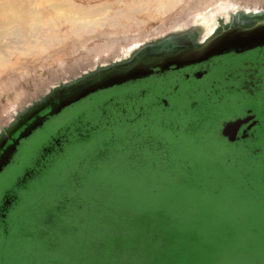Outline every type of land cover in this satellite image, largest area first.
I'll use <instances>...</instances> for the list:
<instances>
[{
    "label": "rangeland",
    "instance_id": "374dc122",
    "mask_svg": "<svg viewBox=\"0 0 264 264\" xmlns=\"http://www.w3.org/2000/svg\"><path fill=\"white\" fill-rule=\"evenodd\" d=\"M69 1L82 7H113L95 16L94 22L111 16L115 10H124L125 4L131 3V0H122L118 5L115 4L117 0ZM200 1L162 0L164 8L158 9L154 0H144L134 5L139 12L127 14L133 18L131 22L123 19L118 25L102 27L97 23L93 25V32L85 34L84 31L90 29L87 28L80 36L72 35V25L64 24L60 28L61 33L67 35L66 39L52 45L47 52L10 56L12 62L0 69L3 77L0 82V130L19 105L46 91L67 74L90 65L93 58L94 62L98 61V54H106L110 47L123 46L128 41L142 44L158 38L176 25L190 23L197 14H204L214 6L204 10L198 6ZM215 1L210 0V4ZM231 1L264 4V0ZM142 5L145 7L141 8ZM59 15L52 14L50 19ZM11 66H17L16 71L6 74ZM249 73L258 74L260 83L248 92L237 91L244 75ZM212 82H219L216 83L218 87L212 86ZM178 83L176 74L169 73L161 79L150 78L135 85L99 92L65 109L31 136L16 165L0 175V185L7 189L9 200L15 199L10 190L11 182L21 176L23 167L34 162L33 154L42 149L49 135L59 130L55 136L59 141L74 131L86 135L89 124H100L98 128L93 127L95 132L83 142L71 140L65 145L63 153L20 194V202L11 212L8 236L0 230V264H145L158 251L172 253L177 248L181 254L179 264L264 262V139L240 146L231 145L219 136L221 122L231 119L227 106L238 105L233 115L237 116L241 110H257L264 105V50L251 51L219 65L201 86ZM173 86H177L174 92L171 91ZM189 88L198 93L189 95ZM142 90L151 92L145 101L155 105V112L143 120L123 123L110 117L109 125L104 126L105 120L100 119L99 112H94L99 102ZM115 101L121 102L122 107L126 104ZM161 101H167L169 108H160L157 104ZM143 104L144 101L129 102L124 109ZM101 111L107 116L110 109L102 107ZM126 111L133 114L132 110ZM253 149L260 150L259 161L251 156ZM104 151L109 152L108 156L99 157ZM161 153L169 154L171 159L176 157L175 166L189 162L215 171L214 181L208 179L206 188L191 198L202 204H191L181 214L173 207L166 211L177 228L185 229L187 237L180 239L179 245L173 240L168 245L158 246L150 242L137 243L135 239L141 233L130 231L120 216L109 213L113 204L122 202H133L130 207L134 217L154 218L151 207L170 209V206L165 208L159 198L149 201L150 197L166 194L161 188L164 183L175 182L163 172L166 161H161ZM42 160L39 159V164ZM74 175H77V182ZM214 182L221 187L217 194H213ZM73 185L78 188L71 189ZM62 194L87 202L88 208L83 214L86 220L77 235L58 236L60 249L51 252L41 240L44 237L39 233L40 224L50 203ZM96 201L103 203V210H96ZM147 201L151 204L146 207ZM119 214L124 216L125 213ZM65 222L69 225L70 219ZM96 240L106 242L102 262L94 261ZM119 251L121 259L113 261L111 257ZM157 264H168V261L160 259Z\"/></svg>",
    "mask_w": 264,
    "mask_h": 264
},
{
    "label": "water",
    "instance_id": "95a60500",
    "mask_svg": "<svg viewBox=\"0 0 264 264\" xmlns=\"http://www.w3.org/2000/svg\"><path fill=\"white\" fill-rule=\"evenodd\" d=\"M236 9L196 15L167 34L149 39L128 56L95 61L69 73L14 109L0 130V174L22 141L63 110L99 91L181 69L228 54L264 47V4H237ZM210 24L209 29L204 28ZM194 25H196L194 27ZM208 28V27H207ZM239 122L227 124L235 128Z\"/></svg>",
    "mask_w": 264,
    "mask_h": 264
},
{
    "label": "flooded vegetation",
    "instance_id": "af4514ba",
    "mask_svg": "<svg viewBox=\"0 0 264 264\" xmlns=\"http://www.w3.org/2000/svg\"><path fill=\"white\" fill-rule=\"evenodd\" d=\"M259 50H264V47L258 48L255 50H251V51H259ZM251 51L244 52L242 54H233L232 53V54H228V55H224V56L214 57V58L209 59L208 61L198 63L195 65H190V66L178 69V70L175 68H170L166 72L154 73L153 75H151L147 78L137 80L134 82H129V83L123 84L121 86H116V87L119 88V87H123L125 85L126 86L135 85V84H138V82H141V81H144V80H147L150 78L161 79V78L167 76L169 73L176 74L179 83L187 84L190 86H192V85L201 86L202 83L207 78H209V76L212 74V72L219 65H221V64H223L229 60L236 59L240 56L246 55L247 53H249ZM258 76H259L258 74H254V73L245 74L244 78H243V82L241 83V86H239V88H237V91H243L244 90V91L248 92L249 90H251V88H255L256 87L255 85L260 83V79ZM216 83L219 84V82H215V83H213L212 86L218 87V85ZM113 88H115V87H113ZM113 88H110V89H113ZM176 89H177V86H173L171 88V91L174 92ZM107 90H109V89H107ZM107 90H103V91H107ZM103 91H99V92H103ZM187 91H188L187 93L189 95H195L196 93H198V90H194V88H189ZM99 92H97V93H99ZM97 93H95V94H97ZM95 94H93V95H95ZM149 95H151V92L149 90H142V91H138L137 93L134 92V93L129 94V95L125 94L124 97L119 96V97L109 98V99H106L102 102H99L98 106H95L94 112L95 113L99 112L100 116H102V117H100V119L103 118L105 120L103 122L104 126L109 125L108 122H109L110 117H111V119L114 118L115 120H118V121L122 120L123 123L125 121H127L129 123H133L136 120H143L144 118H146L149 115V113L155 112V110H154L155 105L152 102L151 103L146 102ZM89 97H87V98H89ZM87 98H85V99H87ZM115 100L124 101L126 104H123V107H122L121 102H119L117 104V102ZM135 101H144V104L140 105V106H136V107L132 106L131 108H127L128 110L133 111V114H128L126 111L127 109H124V108H126L124 106H126L127 103H129V102H132V104H134ZM80 102H78V103H80ZM76 104H74V105H76ZM74 105L70 106V108L73 107ZM157 105L160 106V108H169V104L167 101H164V102L161 101ZM229 106H227L226 110L229 111L227 113L231 116V117H229L231 119L226 120L225 122H221V124H220L219 136L223 140H225L227 143H229L231 145L242 146L246 142H250V141L258 139V138L264 139V105L261 106L260 109H257V110H255L254 108H247V109L241 110L240 111L241 113H239V115H237V116H233V115H234V110L238 107V105L235 104L234 106H230V107ZM102 107H105V109L107 107H109L110 112H108L107 116L102 113V111H101ZM56 117L48 120L43 125V127L47 123H49L51 120H54ZM95 117H96V115H93V118H95ZM105 117H106V119H105ZM97 120H99V119H95V121H97ZM236 121L239 122L238 126H236L235 128H227V124L233 123ZM99 125L100 124H98V126H95V125L91 126L89 124L86 128L87 129L86 135L78 134V131H76V132L74 131V132H71L70 134L66 135L63 140L56 141L55 136L58 135L59 130L58 131L55 130L54 131L55 133L53 132L54 133L53 135L51 134L46 138V140L44 141V146L42 147V149L39 151L37 150V152H35L33 154L32 157H34V159H35L34 162L32 164H29L26 167H23V169L21 170V176L19 178L18 177L15 178V180H13L11 182V184H10L11 189L10 190L12 193H14L15 199L13 198V199L9 200V199H7V197H6L7 195H6L4 197L2 203H0V230L2 232H4L5 229L9 226V224L11 222V219H10L11 212L14 211L15 207L20 202V200H19L20 194L27 189L28 183L32 182L35 177L40 176V174L44 173V171L47 170V168L49 167L50 163L53 160H55V158H57L61 153H63V151L65 149V145L69 144L71 142V140L77 141V142H83V140L87 139L93 132H95V130H94L95 128H93V127L98 128ZM37 131H35L31 136H33ZM31 136L28 139H26L25 141H22L20 143L19 147L17 148V152L15 153V155L13 156V158L11 160L12 162H10V164L7 167H5V169L2 171L1 174H3L6 170H9V168H12L13 166L16 165V163L20 157V154L24 149L25 144H27V141L31 138ZM250 154L254 158V160L259 161V156H260V150L259 149H253ZM40 158H42L43 160L39 164Z\"/></svg>",
    "mask_w": 264,
    "mask_h": 264
},
{
    "label": "trees",
    "instance_id": "16d2710c",
    "mask_svg": "<svg viewBox=\"0 0 264 264\" xmlns=\"http://www.w3.org/2000/svg\"><path fill=\"white\" fill-rule=\"evenodd\" d=\"M159 146L162 148L161 144ZM108 154V151H104V153L99 154V157L105 158L108 156ZM160 156L162 157L161 161H166V166L163 168L165 176L175 180V182L164 183L161 188L166 191V194L156 198L150 197L149 201L155 202L159 198L163 204H165V208L170 206V209L167 208V210H164L163 208L158 209L151 207L153 210L150 212L155 214L154 218L142 216L134 217L133 210L130 207L133 205V202H122L121 204L119 203L117 205L113 204V206L110 207L109 213L112 214V216H120L121 222H123V224L129 228L130 231H138V233H141V235H138V238L135 239L137 243L150 242L158 246L168 245L170 241L173 240L176 241L177 245H179L181 243L179 240L185 239L187 237L185 234V229L180 227L177 228L174 225V219H172V216H168L166 211H170L173 207L176 208L181 214L185 213L186 211L184 210L187 209V207L191 204H202L194 202L191 198L196 197L201 191L204 190V188H206V185L208 184L207 182H209L208 179L214 181L215 171L211 170L210 168L206 169L203 167H197L196 164L193 163L192 165L189 162H183V164L181 163L182 165L180 164L175 166V164L178 163V159L176 157L172 156L173 159H171V157H168L169 154L167 153H161ZM74 178V181L77 182V175H74ZM74 181H72V183ZM215 184L216 183L214 182L215 189L213 190V194H217L219 189H221L219 185ZM70 188L77 189L78 185H73ZM86 203L87 202H85L83 198L75 197L74 199H71L67 195L63 194L60 195L57 200L50 203L46 217L40 224L41 228L39 231V233H41L44 237L41 238V240L45 242L47 249H49L51 252L58 251L60 249L59 241L57 240L58 236H73L81 232L79 230L83 224H85L84 221L86 220L83 217L84 211H86L88 208ZM96 203V210H103V203L101 201H96ZM149 204L151 203L147 201L145 206L147 207ZM122 211L125 213L124 216L119 214ZM67 219H70L69 225L65 222ZM181 221L184 222L183 219ZM11 224L3 232L4 236H8ZM49 235H51V237ZM122 236L124 235H119V237ZM128 236L131 235L128 234ZM45 239L46 241H44ZM105 246L106 242L96 240L94 247L95 262H102ZM121 254V251L115 253L111 257L112 260L119 261L121 259ZM180 255L181 254L179 253L178 248L177 250H173L172 253L170 250L169 252L164 251L163 253L158 251L157 255L154 258H151L152 261L148 259L145 264H157L160 259H166L168 264H170L169 262H171V264H176L177 261L179 264ZM114 256L115 258H113Z\"/></svg>",
    "mask_w": 264,
    "mask_h": 264
},
{
    "label": "bare ground",
    "instance_id": "6f19581e",
    "mask_svg": "<svg viewBox=\"0 0 264 264\" xmlns=\"http://www.w3.org/2000/svg\"><path fill=\"white\" fill-rule=\"evenodd\" d=\"M154 1L157 4L156 8H164L162 0ZM140 2H144V0H131L129 5L125 4L124 10H115L111 16H105L100 18L101 20L98 22H94L92 19L95 16H101L106 9H113V7L107 5L82 7L71 3L69 0H0V69L12 62L10 56L43 54L52 45L62 43L67 37L66 34L61 33L60 26L64 24L72 25L70 33L74 36H80L87 28L90 29L84 31L85 34L93 32V25L97 23L102 27L104 25H118L123 19L131 22L133 18L128 17L127 14L139 12L140 10H137L134 5ZM120 3L122 0L115 2L116 5ZM198 4L204 10L208 9L210 5H214L205 14L209 13V10L223 13L239 6L231 0H217L212 4H210V0H202ZM256 4L258 3L256 2ZM144 7L145 5L141 6V8ZM56 13L60 15L56 19H50V15ZM204 26V28L209 29L210 24ZM141 45L128 41L123 46L110 47L106 54H98V61L128 56ZM94 60L93 58L90 62H94ZM16 69L17 66H11L6 74H14ZM2 79L3 77L0 76V82Z\"/></svg>",
    "mask_w": 264,
    "mask_h": 264
},
{
    "label": "snow or ice",
    "instance_id": "6c2138e0",
    "mask_svg": "<svg viewBox=\"0 0 264 264\" xmlns=\"http://www.w3.org/2000/svg\"><path fill=\"white\" fill-rule=\"evenodd\" d=\"M6 195H8L7 189L3 188V186L0 185V203H2V201ZM262 264H264V262H262Z\"/></svg>",
    "mask_w": 264,
    "mask_h": 264
}]
</instances>
